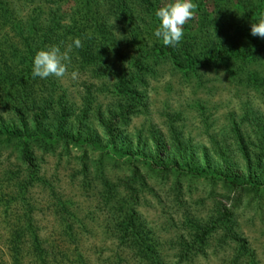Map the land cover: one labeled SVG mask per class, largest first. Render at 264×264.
<instances>
[{"label":"trees","instance_id":"1","mask_svg":"<svg viewBox=\"0 0 264 264\" xmlns=\"http://www.w3.org/2000/svg\"><path fill=\"white\" fill-rule=\"evenodd\" d=\"M136 1L151 5L149 0ZM192 2L198 6L197 17L191 19L196 23L188 21L183 26L179 44L164 46L154 32L136 24L131 11L135 7L129 0H0V28L6 33L0 40V233L6 235L0 240V264H189L205 256L209 246L229 239L237 243L231 256L232 264H237L246 245L233 229L232 213L224 205L218 215L207 218L184 214V229H176L171 245L170 236L157 233L139 208L147 201L146 193L156 196L154 190H144L152 188L146 172L158 179L188 174L223 180L230 188L239 189L232 197L235 202L242 188H264V180L256 175L260 156L253 160L247 156L240 174L230 172L225 161L216 170L199 168L194 165L191 143L180 140L176 126L169 124L167 131H159L150 124L146 128L150 142L140 144L137 140L142 129L129 136L118 131L115 122L119 119L127 125L142 105V86L161 60L186 75L201 67L222 66L231 77L243 79L242 88L263 90L264 38L251 35V25L264 16V0ZM18 3L27 7L19 9ZM111 9L123 29L104 20ZM148 9L153 13L149 25L155 30L159 22L154 7ZM76 38L82 47H74ZM69 44H73L71 61L80 58L79 68L83 69L78 73L81 100L69 87L57 93L60 81L54 76L41 79L32 75L39 50L56 45L63 52ZM253 62L256 68H248ZM91 76L108 79L106 85L123 98L118 113L110 112L105 123L102 104L86 82ZM71 84L75 85L76 79ZM242 105L239 120L232 118L231 123L240 143L242 115L259 111L251 100ZM99 119L105 140L94 124ZM259 127L262 134L261 123ZM241 150L248 155L246 146ZM95 151L99 161L91 168L89 158ZM48 156L56 163L76 160L75 174L81 176L78 184L84 187L87 183L98 190H57V174L44 164ZM106 160L124 162L129 168L115 180L107 171ZM78 195L92 197L93 203L97 200L94 210H77L79 202L73 197ZM41 199L58 217V238L41 232L40 216L34 209ZM97 215H102V220H93ZM166 219L170 229V216ZM218 229L223 231L221 237L214 236ZM214 237H218L215 242ZM172 247L175 252L170 253Z\"/></svg>","mask_w":264,"mask_h":264},{"label":"rangeland","instance_id":"2","mask_svg":"<svg viewBox=\"0 0 264 264\" xmlns=\"http://www.w3.org/2000/svg\"><path fill=\"white\" fill-rule=\"evenodd\" d=\"M149 1L151 2L149 6L136 0H129V4L135 7V9L130 10L135 16L136 24L141 25L140 29L143 30L146 27L147 32L149 30L153 33L154 30L149 25L152 22L153 13L148 7H154L153 10L156 12L160 7L166 6L173 0ZM25 6L24 3H21L19 9ZM196 14L195 11L194 18L197 17ZM113 18L114 12L111 9L109 15L106 13L104 20H110L111 26L114 28L123 29V23L120 20L115 21ZM189 26L194 28L196 25L189 23ZM4 35H6L5 29L0 28V40L5 39ZM11 35L12 33L8 34V36ZM79 60L80 58H74L68 65V74L63 78H57L60 81L58 82L60 86L56 91L61 93L63 88L68 89L69 87L71 94L81 100V95L79 96V91L83 88L80 81L81 77L78 75L76 84L72 85V71L69 69L76 67L75 71L78 73L83 71L82 68H79ZM154 67L155 71L152 75H147L146 84L142 86L145 93L140 98L142 105L129 117L127 125L116 119L118 131H123L124 134L127 133L132 136L142 129L140 138L137 140L134 137V140L144 144L150 142V135L146 130L150 124L159 131H167L169 124L174 125L178 128L180 140L191 143L195 166L216 170L220 166L223 167L222 164L225 161L230 172L237 170L240 174L245 170L247 156L253 160L258 155L260 157L256 175L258 179L264 180V86L262 91L242 88L240 83L242 78L239 76L231 77L224 67L218 65L201 67L197 69L195 74L189 73L187 75L181 70L174 69L170 62L163 60ZM247 67L255 69L256 64L253 62ZM86 82L89 83L92 94H97V98L102 104L105 112L103 117L105 123L109 119L110 112L113 115L118 113V105L120 102L123 104V98L115 94L106 85L109 83L108 79L93 77L89 79L87 77ZM245 100H251L255 105L254 109L258 108L259 111H253L252 115H245V117L242 115L244 118V121H241L243 141L240 143L231 130V123L232 118L239 120V116L243 112L242 104ZM232 112L233 115H231ZM101 122L99 119L94 121V124L98 133L105 140L106 136ZM260 123L262 134L259 129ZM242 146H246L248 155H244L241 150ZM72 152L75 154V150ZM97 158L98 151L90 154L89 164L91 168L96 164ZM75 161L72 159L68 163L62 160L60 163H56L55 158L49 156L46 158L45 167L50 172L57 174V177L54 178V183L59 188L57 190H98L95 186L92 188L87 183L84 187L78 184L81 176L75 174L77 171L75 168L77 162ZM103 162L115 180L123 177L129 168L121 161L106 160ZM146 173L149 175L147 180L152 188L146 187L144 190H154L156 196L148 191L149 193H146L147 201L142 203L139 208L148 223L158 229L157 233L161 237L170 236V245L178 232L176 229H184L181 223L184 214H196L198 217L207 218L209 215H218V209L224 205L226 210L232 213L233 229L246 245L244 252H241V255L237 257V264H264V188H242L239 198H235L234 202L232 197H236L235 193L239 189L230 188L220 179L212 181L188 174H170L168 178L158 176L160 177L158 179L152 172L147 171ZM73 198L79 202L77 210L80 211L87 208H89L88 211H92L94 204L98 202L96 200L93 203L92 197L86 195H78ZM36 206L38 207L34 209H37L36 212L40 216L41 232L48 238H58L56 234L58 217L52 211L53 209L46 207L47 203L42 199ZM39 208L41 210H38ZM2 214L0 219H2ZM167 216H170V229ZM102 217V215L93 216V220L100 221ZM222 234L221 229L214 232V236L221 237ZM5 237L6 235L0 233V240ZM216 238L218 237L213 238L214 242ZM235 243V240L229 239L226 243L217 246L211 245L208 247L205 256H198L189 264H232L231 256ZM172 248L173 250L171 248L169 250L170 253L175 252L174 247ZM4 249L6 250V248Z\"/></svg>","mask_w":264,"mask_h":264},{"label":"clouds","instance_id":"3","mask_svg":"<svg viewBox=\"0 0 264 264\" xmlns=\"http://www.w3.org/2000/svg\"><path fill=\"white\" fill-rule=\"evenodd\" d=\"M198 6L192 0H173L166 6L160 7L155 12L158 26L154 30V35L162 40L164 46H176L184 36L183 26L195 16V9ZM251 35L264 38V16L258 23L251 25ZM75 48L82 47V41L76 38L73 42ZM73 44H69L65 51H61L59 46L53 45L47 50H39L33 60V77L41 79L55 76L63 78L68 74V65L71 63L69 53L73 49ZM78 72L72 71V79L78 78Z\"/></svg>","mask_w":264,"mask_h":264}]
</instances>
